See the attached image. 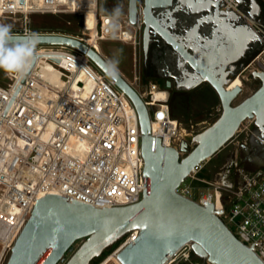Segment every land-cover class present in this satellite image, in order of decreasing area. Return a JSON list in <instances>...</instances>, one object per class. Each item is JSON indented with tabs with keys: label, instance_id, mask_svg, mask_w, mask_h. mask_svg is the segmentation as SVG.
<instances>
[{
	"label": "built area",
	"instance_id": "2783aa9c",
	"mask_svg": "<svg viewBox=\"0 0 264 264\" xmlns=\"http://www.w3.org/2000/svg\"><path fill=\"white\" fill-rule=\"evenodd\" d=\"M212 1H222L224 8L238 12L251 26L263 44L254 61L255 70H264L260 60L264 56V22L250 18L236 0ZM87 10L95 12L97 43L103 39L131 43L137 65L142 17L133 23L129 13L102 12L99 0L81 4L74 0H0V25L9 19L13 34L69 35L99 51L88 42L93 29L86 22ZM35 13L80 14L90 37L38 29L32 19ZM34 55L37 61L25 82L29 70L23 75L5 72L9 82L0 84V246L4 250L0 264L6 263L7 254L44 196L57 194L70 202L106 208L137 203L148 188L140 117L126 91L87 53L73 46L42 43L35 46ZM39 61L51 63L61 83L37 72ZM135 82L139 90L128 83L149 109L152 134L164 146L179 147L185 139L182 122L171 113L167 90L155 82H143L140 67ZM158 92L165 95L159 97ZM246 121L245 129L253 120ZM203 169L204 163L193 168L177 191L202 205L213 203L232 232L264 261V167L249 170L238 166L231 184L205 178ZM186 179L191 185H183ZM138 235L139 230L131 231L110 253L117 256ZM181 263L212 264L199 258L191 243L169 255L165 264Z\"/></svg>",
	"mask_w": 264,
	"mask_h": 264
},
{
	"label": "water",
	"instance_id": "95a60500",
	"mask_svg": "<svg viewBox=\"0 0 264 264\" xmlns=\"http://www.w3.org/2000/svg\"><path fill=\"white\" fill-rule=\"evenodd\" d=\"M190 3L200 10L213 12L216 17L223 8L222 1L190 0ZM136 13V0H131L129 16L133 23ZM243 22L244 46L248 25ZM253 34L257 36L254 30ZM14 35L33 37L36 46L66 44L87 53L126 91L140 117L148 188L137 203L106 208L70 202L57 194L44 196L33 209L5 264H58L79 240L82 243L65 264H91L133 230H139L138 237L117 255L122 264H165L169 255L187 243H191L199 258L212 264H264L253 248L226 225L213 203L205 206L177 191L191 170L215 156L246 120H253L260 127L262 133L256 132V136L264 144V70L253 71V77L259 79L261 85L238 103L235 101L242 94L243 86H232V78L227 79L236 62L234 55L240 48L239 43L212 40L207 46L193 47L195 54L182 42L174 43L186 57L180 67L187 62L196 71L195 81L187 88L207 81L218 93L222 105L221 114L212 124L175 147L164 146L161 138L152 134L147 105L100 51L69 35ZM36 61L37 55L23 82Z\"/></svg>",
	"mask_w": 264,
	"mask_h": 264
},
{
	"label": "flooded vegetation",
	"instance_id": "af4514ba",
	"mask_svg": "<svg viewBox=\"0 0 264 264\" xmlns=\"http://www.w3.org/2000/svg\"><path fill=\"white\" fill-rule=\"evenodd\" d=\"M121 12L129 13L131 0H110ZM240 8L252 19L264 22V0H236ZM136 19L142 17L140 46V73L147 81L155 82L168 92L169 101L179 95L192 99L204 97L210 103H221L216 90L207 81L187 88L195 81V69L185 63L186 57L174 45L182 42L191 54L193 47L207 46L212 40L239 43L235 50L236 62L227 79L247 78L249 83H261L253 77L255 59L263 49L260 38L253 34L251 26L234 11L222 8L220 15L208 10L195 8L190 0H136ZM240 15V16H239ZM243 20L248 25L246 44L242 32ZM192 47V48H191ZM233 55V54H232ZM216 97V98H215ZM218 104H216L217 106ZM214 107V106H213ZM262 133L260 127L252 122L246 129V138L236 145V150L215 173L217 181L231 184L240 159L250 166H264V144L256 136ZM191 143L189 148H191Z\"/></svg>",
	"mask_w": 264,
	"mask_h": 264
},
{
	"label": "rangeland",
	"instance_id": "374dc122",
	"mask_svg": "<svg viewBox=\"0 0 264 264\" xmlns=\"http://www.w3.org/2000/svg\"><path fill=\"white\" fill-rule=\"evenodd\" d=\"M99 7L102 12L106 13H121L124 15V13L126 12L125 9L120 12L119 8L117 6H114L110 0H99ZM32 19L34 25H36V27L41 30L62 31L84 39H88L90 37L89 32L85 29L83 16L77 13H35L32 14ZM3 22L6 25H11L13 23V21L9 19H4ZM130 29L132 30V28ZM98 48L100 53L106 58V60L120 74H122L128 82L132 83L139 90V87L135 84V73L136 70H138V68L140 67V61L137 62L136 65L135 49L133 45L121 40L103 39L98 42ZM260 60L264 64V56H262ZM256 67L258 66L256 65ZM142 78L143 82L147 81L143 75ZM247 78L242 79L243 92L236 99L235 103H238L243 98L253 93L261 85V83L251 84L249 83ZM7 82H9L8 77H6L4 71L0 70V84L5 86ZM217 104L218 105L214 108L206 106L205 110H203L204 108H198L199 110H203L204 112L202 111L198 114L196 113L191 118L190 122L182 123V136L186 139H190L196 133L202 131L204 128L212 124L222 112L221 103ZM247 124V121H245L235 137L229 143H227L215 156H213L210 160L204 162V169L201 173L202 176L209 180L217 181L214 176L216 171L219 170L220 166L224 165V163L231 155V152L236 150V145L246 138L247 134L245 133V126ZM237 166H243L249 170H255L256 168H258L257 166H250L247 161H243L242 159H240V163ZM235 180L236 175L234 173L232 183ZM183 185H191L190 179H186ZM81 243L82 240L77 241L73 246V250L68 251L65 258L58 264H65ZM1 250L2 249L0 246V252ZM10 253L11 251L7 254L6 261L8 260Z\"/></svg>",
	"mask_w": 264,
	"mask_h": 264
},
{
	"label": "clouds",
	"instance_id": "9594fccd",
	"mask_svg": "<svg viewBox=\"0 0 264 264\" xmlns=\"http://www.w3.org/2000/svg\"><path fill=\"white\" fill-rule=\"evenodd\" d=\"M33 37H17L11 25H0V70L6 73H26L35 58Z\"/></svg>",
	"mask_w": 264,
	"mask_h": 264
},
{
	"label": "bare ground",
	"instance_id": "6f19581e",
	"mask_svg": "<svg viewBox=\"0 0 264 264\" xmlns=\"http://www.w3.org/2000/svg\"><path fill=\"white\" fill-rule=\"evenodd\" d=\"M76 3L77 1H79V3H83V1H92L93 0H74ZM95 3V2H94ZM86 22L88 25L89 29H93L92 30V37L89 38L88 42L91 45L94 46H98V43L96 41V36H95V23H96V16H95V12L92 10H87L86 11ZM35 70L37 72H39L45 79H50L56 83H61V79L59 77V73L56 69H54V67L52 66L51 63L47 62V61H39L37 67L35 68ZM242 79L241 77H237L232 83L231 85H242ZM165 95V93L162 92H158L157 96L161 97ZM138 232V231H137ZM3 249L0 252V257L3 255ZM98 264H122L119 259L117 258V256L114 253H109L107 257H105L100 263Z\"/></svg>",
	"mask_w": 264,
	"mask_h": 264
},
{
	"label": "trees",
	"instance_id": "16d2710c",
	"mask_svg": "<svg viewBox=\"0 0 264 264\" xmlns=\"http://www.w3.org/2000/svg\"><path fill=\"white\" fill-rule=\"evenodd\" d=\"M169 102H170V109H171V113L173 117L179 119V121L182 123L190 122L191 118L196 113L198 114L199 112H202L203 110H205L206 106L215 107L217 104L215 99L211 100V102L209 103L208 100L204 97H200L199 99L197 98L192 99L186 95H179L178 97L174 99H170ZM198 108H204V109L199 110ZM116 245L117 243L112 248H114ZM112 248L104 251V253L100 257L92 261V264L100 263L110 253ZM181 264H187V263H181Z\"/></svg>",
	"mask_w": 264,
	"mask_h": 264
},
{
	"label": "crops",
	"instance_id": "0c3cea01",
	"mask_svg": "<svg viewBox=\"0 0 264 264\" xmlns=\"http://www.w3.org/2000/svg\"><path fill=\"white\" fill-rule=\"evenodd\" d=\"M257 167L259 168V167H264V166H257ZM226 184H227V183H226Z\"/></svg>",
	"mask_w": 264,
	"mask_h": 264
}]
</instances>
